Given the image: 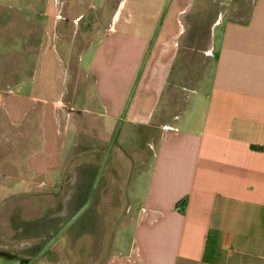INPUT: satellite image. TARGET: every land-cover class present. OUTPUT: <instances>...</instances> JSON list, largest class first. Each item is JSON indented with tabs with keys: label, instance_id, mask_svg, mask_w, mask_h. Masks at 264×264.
Listing matches in <instances>:
<instances>
[{
	"label": "crops",
	"instance_id": "1",
	"mask_svg": "<svg viewBox=\"0 0 264 264\" xmlns=\"http://www.w3.org/2000/svg\"><path fill=\"white\" fill-rule=\"evenodd\" d=\"M243 1L251 2L244 17L216 9L198 30L210 0H171L89 206L58 238L63 244L57 240L35 264H264V0ZM57 2L47 0V43L34 74L16 83L0 70L6 126L22 128L30 115L29 127L39 118L38 147L24 165L40 193L60 187L73 149L91 147L84 157L96 161L110 142L166 0H91L90 14L76 15L93 23L84 37L76 18L75 28L58 34ZM102 10L111 12L104 29L97 25ZM200 31L208 35L194 47L202 55L201 76L175 115L159 122L180 50ZM58 41L82 49L79 69L88 88L72 86L70 71L56 75L64 57ZM74 92H92L97 138L62 132L56 111ZM0 159V170L11 169L17 156ZM12 221L26 231L20 239L26 248L56 226L46 212L20 226ZM43 246L32 256L14 255L31 259Z\"/></svg>",
	"mask_w": 264,
	"mask_h": 264
},
{
	"label": "rangeland",
	"instance_id": "2",
	"mask_svg": "<svg viewBox=\"0 0 264 264\" xmlns=\"http://www.w3.org/2000/svg\"><path fill=\"white\" fill-rule=\"evenodd\" d=\"M79 1L82 9L80 8L81 6L77 5V0H58L55 7L59 16L57 31L59 35H61L63 29L73 27V19H78L76 15L80 14L81 10L90 14L92 10L90 5H93V2L91 0ZM50 2L52 3V0ZM219 2V0H210L208 2V8L202 11L200 17H198V22L194 25V29H206L208 22L212 21L214 12L217 11L216 9H226L228 10L226 17L240 19L246 15L251 6V2L243 0H228L225 3H229V5L222 6ZM74 7H78L75 13L72 11ZM47 8V0H0V70L10 73L12 78L15 77L16 80L14 82L16 83L24 77L32 76L36 71L40 54L47 43V36L44 32V17ZM101 13V21H97V25L104 29L108 15L111 12L102 10ZM77 22L79 23L76 29H81L82 33L84 32V37L85 29H87L85 26L89 22L92 23V21L89 16H86L79 17ZM76 33L77 37L82 34H80V31ZM188 36L190 37L186 38L188 41L187 45L180 50L174 78L166 92L167 97H165L157 110L156 120L159 122L168 120L175 115L174 111L183 105L184 96L182 94H186L193 89L191 85L195 84L201 76L202 55L199 49L194 47L197 44H205L208 35L205 31H200ZM56 45L58 50L64 55V60L61 58L63 68H58L56 75L61 78L63 70L66 73L70 71V82H72L70 84L72 86L75 83L81 86L86 85L88 88L90 79L79 69L82 49L72 47L68 43L62 46L61 41H58ZM177 74L179 75L178 77L176 76ZM93 97L92 92H74V94L67 96L62 107L58 109V112L56 111L57 120L63 133L66 127L69 130V137L73 136L72 132L74 130L82 133L87 138L94 139L98 137L99 125L93 119L95 117L89 113V111L94 109ZM33 118L34 125L26 126L31 121L29 115L27 119L23 120L22 128L19 127L13 130L6 126V119L0 110V157L10 156L16 158L17 156V160L12 164L13 169L12 167L11 169L7 167V169L2 168L0 170V200H3L4 204L0 209V253L4 255L18 253L24 257H27L26 255L32 256L56 233V230L61 228L71 218L87 199L109 142V138H106L96 161H90L84 157L92 149L91 147L78 146L73 149L71 155L67 156L63 163V176L60 187L53 192L49 191L50 193L46 191L40 193L37 191L39 189L36 186L33 187L32 178L25 171L24 165L25 156L35 150L39 143L36 124L39 118L36 114ZM123 132L124 129L121 132V136ZM14 167L17 168V175H13ZM1 173H10V175L5 177ZM6 203L13 204L16 208H9L10 205L5 207ZM25 205L28 207L23 209ZM29 205L34 207L30 208ZM42 207L45 208L46 213H50V218L55 222L56 226L51 227L49 231H41L43 232L41 240L33 242L32 247L26 248L24 247L26 244L20 241V239L26 237V231L23 230L21 233L19 227L15 230V225L11 226L10 222L12 220V222L16 221L17 226H20L24 221H32L44 215L45 212L43 213ZM11 227H13L12 230ZM31 243L28 245H31ZM57 244H63V239H59Z\"/></svg>",
	"mask_w": 264,
	"mask_h": 264
},
{
	"label": "water",
	"instance_id": "3",
	"mask_svg": "<svg viewBox=\"0 0 264 264\" xmlns=\"http://www.w3.org/2000/svg\"><path fill=\"white\" fill-rule=\"evenodd\" d=\"M171 0H166L165 2V5L163 7V10H162V13L160 15V18H159V21H158V25L151 37V40L149 42V45L146 49V52L144 54V57L142 59V62L140 64V67L138 69V72L136 74V77H135V80L133 82V85H132V88L129 92V95L127 97V100L125 102V105H124V108L122 110V113H121V116H120V119L116 125V128L112 134V137L110 139V142L108 144V147L105 151V154H104V157L102 159V162L99 166V169H98V172L96 174V177L93 181V184H92V187H91V190H90V193L88 195V198L86 200V202L84 203V205L78 210L76 211L72 216L71 218L66 222V224H64V226L43 246V248L36 254V256H34L33 258L31 259H27L26 260V263L25 264H35L42 256L43 254L58 240V238L63 234V232L87 209V207L89 206L90 202H91V199L93 197V194L96 190V187L99 183V180L102 176V173H103V170L105 168V165H106V162H107V159L109 157V154L111 152V149L116 141V138H117V135L119 133V130H120V127H121V124L123 122V119L125 117V114L127 112V109H128V106L130 104V101H131V98L133 96V93L135 91V88L137 86V83L139 81V78L142 74V71H143V68L145 66V63L147 61V58L149 56V53L152 49V46H153V43L156 39V36H157V33L159 31V28L163 22V19H164V16L167 12V9L169 7V4H170ZM23 261H25L23 258H20L18 256H15V255H4L2 253H0V264H22Z\"/></svg>",
	"mask_w": 264,
	"mask_h": 264
},
{
	"label": "built area",
	"instance_id": "4",
	"mask_svg": "<svg viewBox=\"0 0 264 264\" xmlns=\"http://www.w3.org/2000/svg\"><path fill=\"white\" fill-rule=\"evenodd\" d=\"M166 130H172V128L168 127V126H164Z\"/></svg>",
	"mask_w": 264,
	"mask_h": 264
},
{
	"label": "flooded vegetation",
	"instance_id": "5",
	"mask_svg": "<svg viewBox=\"0 0 264 264\" xmlns=\"http://www.w3.org/2000/svg\"><path fill=\"white\" fill-rule=\"evenodd\" d=\"M18 255V254H17ZM19 256V255H18ZM23 258H25V257H23ZM26 263V260L25 261H23V263L22 264H25Z\"/></svg>",
	"mask_w": 264,
	"mask_h": 264
}]
</instances>
